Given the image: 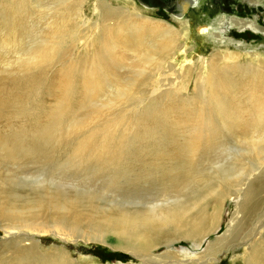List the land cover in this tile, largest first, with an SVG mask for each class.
<instances>
[{
    "label": "bare ground",
    "instance_id": "bare-ground-1",
    "mask_svg": "<svg viewBox=\"0 0 264 264\" xmlns=\"http://www.w3.org/2000/svg\"><path fill=\"white\" fill-rule=\"evenodd\" d=\"M173 1L176 9L180 7L182 0ZM249 2L255 5L256 0ZM86 3L87 0H0V124L32 118L21 122L19 129L0 131V163L27 161L43 166L44 171L59 172L56 177L38 176L33 182L18 185L0 177V212L10 218V224L3 229L5 233L8 229L18 231L12 239L15 264H73L61 250L41 252L34 240L37 236L27 234L29 230L38 236L51 234L63 242L73 237L104 243L106 237L112 236L118 248L130 252L142 264H197L199 259L191 257L192 250L181 248V255L175 256L177 252L172 254L169 248L182 238L199 250L218 229L225 204L237 205L231 223L239 214L240 223L255 214L261 200L254 188L264 187V67L241 66L236 61L218 64L223 60L218 57L210 60L205 73L201 69L187 70L184 76L168 65L183 34L154 23L142 25L127 12L102 4L99 7L104 14L100 13L97 28H92L94 38L88 44L84 30L87 23H80ZM186 6L195 7L196 0H188ZM185 12L177 9L176 16L181 18ZM219 26L239 32L259 30L256 22L227 17ZM198 32L209 35L212 28L202 26ZM166 69L174 73L170 78ZM190 71L193 76L199 71L201 84L194 85L191 97L179 96L176 101L179 107L173 116L178 127L187 124L191 129L181 137L171 132L172 155L164 156L171 170L164 173L167 179L159 181L166 199L145 205L109 199L100 205L94 203L98 198L94 189L77 191L74 182L67 183L68 174L75 178L83 173L94 179L109 173L105 186L122 174L119 160L140 162L138 151L144 152V143L155 134L151 131L163 123L158 117L163 105L141 108L153 96L146 94L147 87L155 83L151 94L162 91L166 104L172 103L171 98L180 95L174 88L183 81L175 82L191 77ZM165 82L167 85H158ZM47 93L56 99L50 110H31L34 100L42 102ZM130 128L140 133L130 132ZM28 131L35 133L27 136ZM125 135L129 136L126 141ZM230 137L243 140L245 147L227 148ZM212 148L219 150L216 153L223 156L225 163L234 158L239 161L231 167L220 162L216 177H211L196 161L203 160L205 152ZM249 156L255 160L245 174L251 180L238 181L236 169ZM91 164L94 167L90 168ZM200 182L205 195L197 192L195 197L191 191L192 198L185 197ZM14 188L27 193H13L6 198ZM205 196L210 200L201 204ZM44 206L60 213L77 206L89 211V215L78 219L73 216L71 222L66 219L72 217H62L47 223L49 216L41 212ZM87 226L96 229L83 230ZM99 227L109 232L101 233ZM226 233L208 245L205 255L213 257L227 248ZM159 243L168 251L157 259L150 252ZM248 250L247 264H264V234L249 244ZM180 257L182 261H178ZM212 257L204 264H216L217 259Z\"/></svg>",
    "mask_w": 264,
    "mask_h": 264
},
{
    "label": "rangeland",
    "instance_id": "rangeland-1",
    "mask_svg": "<svg viewBox=\"0 0 264 264\" xmlns=\"http://www.w3.org/2000/svg\"><path fill=\"white\" fill-rule=\"evenodd\" d=\"M168 3H170L171 6H174L173 0H170ZM101 4L108 8L120 10L121 12H127L134 21L142 25L146 23H154L160 27L172 28L175 32L183 34L184 36L182 35L183 37H181L177 43L179 48L173 55L174 59L170 58L168 60V65H173V67L184 76L186 75L187 70L201 69V73H205L210 60L218 57L223 58V60L218 64L236 61L241 66H252L256 68L262 66L264 67V0H256L255 5H252L249 0H196V6L186 11L181 18H179L178 15L176 16L177 9L175 7H172L171 9L155 8L148 6L144 2H141V0H87L83 10L84 16L80 23H87V26L85 27L86 29L84 30L86 33L85 42L88 44L94 38V31H92V28H97L96 22L100 13L104 14L102 9L99 7ZM223 17L242 19L243 21L247 22H256L259 30L254 32L250 29H245L244 31L239 32L237 29L220 27L219 22L223 19ZM111 24H113V22H111ZM202 26H208L212 28V34H200L198 29ZM82 45L83 43L79 45L80 49L82 48ZM165 72H167L169 78L174 74L172 71L167 69ZM196 73L198 74L199 71H196ZM190 74L191 77H182L175 82V84H177L183 81L181 86L178 85L174 88V90L180 95L176 94L174 97H172V103L166 104L167 102L164 99L166 96L161 95L162 91L158 92L157 94H151V91L156 89L155 83L152 84L151 87H147L148 93L146 94L148 96H153H151V99H146V101H144L141 105V108L143 106H153V104H156L159 107L163 105L162 111L158 115L163 123L161 124L160 128L151 131L155 132V134L152 135L150 140L144 143V152L138 151L137 155L141 156L140 162L135 163L132 160H128L126 158L119 160L122 174L118 176L119 179H116L114 182H111L105 186H103L106 183L105 177H107L109 173H104L102 176H98L94 179L86 178L83 173L74 175L77 176L78 179H76L77 177L74 178L72 174H68L69 176H66V179H69L67 183L73 184L74 182L77 191H84L89 188L94 189L98 195V198L96 201H94V203L100 205H103L109 199H116L121 202H125L126 200H134L137 203L143 202V205L150 201L166 199V196L163 195V188H161L162 183L160 182H162L164 179H167V176H165L164 173L171 170V163H166L168 162L166 160L172 155L174 148V145L170 144L171 132H178L177 135L181 137V134L186 136V130L191 129V125L189 126L187 124L178 127L175 116H173L179 107V104L178 102L176 103V101L179 100V96L191 97L195 88L194 85L198 86L201 84V80L197 78V74L193 76V71H190ZM155 82L157 83L156 80ZM50 84H52V87H55L53 86L55 85L54 83ZM158 85H167V83L165 82V84ZM47 95L48 93L43 95V99H41L42 102H39L37 99H35L34 106H31L29 102L31 110H44V112L47 110L48 112L50 108L56 103V99ZM262 95L264 96V93ZM29 98L31 99V95ZM152 98H154V102L152 101ZM31 119L32 118H24L20 121H31ZM21 122L17 120L15 122L12 120L8 123H2L0 124V131L4 130L5 128L6 131L10 128L19 129V126L22 125ZM130 132L140 133L138 129L134 128H130ZM34 133L35 132L28 131L26 132V135L30 136ZM128 137V135H125L123 139L126 141ZM244 141L248 140L244 139ZM226 142L227 148L230 146L233 147L235 145L245 147V145L241 143L243 140L240 139L235 140L230 137ZM214 149L215 148H212L206 151L203 160L196 161L197 166H199L202 171L211 177H216V168L220 162L221 164L225 163L223 156L220 157L219 153H216L219 150ZM158 153L163 155L162 159L157 155ZM164 156H168V158L166 159ZM249 157V160H246L245 163H240L241 167L239 166V170L236 169V172L239 174L238 181H242L243 179L251 180V177L248 178V175L245 174H247L246 171L249 169V164L254 163L255 160L252 156ZM238 161L239 159L234 158L231 163H225L223 165L231 167L233 164H237ZM91 166L94 167V164H91L90 168ZM42 167L43 166L41 165H33L31 162L27 161H9L0 163V177L11 179L9 180L11 181V185H18L21 182H33L35 181L34 178L38 176H42L44 178L45 175L56 177L59 173L50 172L48 170L44 171ZM240 174H242V176ZM63 175L64 174H62V176ZM210 181L214 183L216 180ZM200 184L202 183L200 182L196 184L192 190L187 191L185 193V197L188 196V198H192L191 194L197 197V192L205 195L200 187ZM198 187L199 189H196ZM66 189L75 193V190L72 188L69 189L66 187ZM254 192L261 200L258 203V208L253 212L255 214L251 217H247L245 222L239 223L240 220L238 219L242 218V216L239 214L237 216V220L231 223V219L236 216L237 205L233 202H229L225 204L223 208L221 222L218 229L207 237L206 241L201 245L199 250H195L192 246L183 241L182 238H178L179 242L175 243L169 248L170 252L172 254L177 252L174 254L177 256L181 255L178 253L181 248H186L187 250H192L191 257L193 259H199L197 264L207 263V260L212 257L211 255H205L206 250L209 248L208 245H212L216 240L218 241L221 237H223L227 231H231L230 233H226L229 235L226 245L227 248L222 250L218 255L216 254L213 256L212 259H217L218 262L216 264H247L246 260L248 259L249 255V244L259 240L260 236L264 234V187L259 188L256 186L254 188ZM13 193H15L14 195H22L26 194L27 192L20 191L18 188H14L9 196L5 197H12ZM165 193L168 195L166 191ZM70 196L72 195L70 194ZM207 200H210V198L205 196V199L201 202V204L204 201L205 202L203 204H205ZM101 201H104V203H101ZM4 203L5 200L2 199V204ZM41 212L43 216H49L47 223L55 220H61L62 217H72L70 220L66 219L68 220L67 222H71L74 219L73 216H76L75 219H78L81 216L89 215V213H87L89 211H84L82 208L77 206H75L73 209H70L67 213H60L48 206H44ZM0 214V264H15V248L12 239L15 238L18 231L8 229L6 230L7 233H5L3 228L10 224V218L7 216V218H5L4 215H2V212H0ZM51 216H53L52 220H50ZM92 220L96 221L95 218ZM82 227L84 226L82 225ZM99 228L102 231L101 233L109 232L103 227ZM95 229L96 227L87 226L83 230L93 231ZM256 233H259L260 235H257ZM27 234L31 236H37L34 238V240L39 243L38 247L40 248L41 252L44 253L51 250H61L67 254L70 262L73 264H142V262L132 256L130 252L123 251L121 248H118L115 245V239L112 236L106 237L104 243H100L85 241L83 239L76 240L73 237H70L68 240H66V242H63L51 234H42L38 236L32 230L27 231ZM159 244L160 247L158 246V248L156 247L151 250L152 252H150V254L157 257V259L159 256L166 254L168 251L163 246V243ZM178 261H182V258L180 257ZM211 264H214V262Z\"/></svg>",
    "mask_w": 264,
    "mask_h": 264
},
{
    "label": "flooded vegetation",
    "instance_id": "flooded-vegetation-1",
    "mask_svg": "<svg viewBox=\"0 0 264 264\" xmlns=\"http://www.w3.org/2000/svg\"><path fill=\"white\" fill-rule=\"evenodd\" d=\"M142 2H144L145 4H147L148 6L151 7H155V8H167V9H171L174 6H171L170 3H168L170 0H141ZM172 1V0H171ZM186 2H188V0H182V3L180 5V7H178V10L183 11H188V6L185 7ZM175 3V2H174ZM173 3V5H174Z\"/></svg>",
    "mask_w": 264,
    "mask_h": 264
}]
</instances>
